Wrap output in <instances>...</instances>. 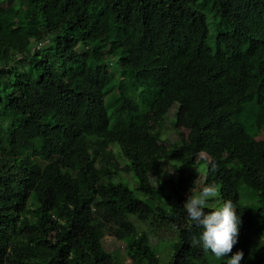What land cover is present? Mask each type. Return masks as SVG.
<instances>
[{
	"label": "trees",
	"instance_id": "1",
	"mask_svg": "<svg viewBox=\"0 0 264 264\" xmlns=\"http://www.w3.org/2000/svg\"><path fill=\"white\" fill-rule=\"evenodd\" d=\"M2 2L0 264H158L130 217L174 228L165 264H209L181 195L194 187L200 154L208 160L196 191L215 184L219 203L209 208L231 199L241 216L230 254L264 264L250 249L264 232V139L243 126L264 124V0ZM172 107L187 133L163 146ZM109 144L134 188L112 181ZM164 162L180 167L168 171L170 195L149 182ZM233 178L257 185L247 201ZM106 227L128 263L103 249Z\"/></svg>",
	"mask_w": 264,
	"mask_h": 264
},
{
	"label": "rangeland",
	"instance_id": "2",
	"mask_svg": "<svg viewBox=\"0 0 264 264\" xmlns=\"http://www.w3.org/2000/svg\"><path fill=\"white\" fill-rule=\"evenodd\" d=\"M0 1H3L2 2L3 5H12L16 8L21 6L20 0H11V2H6V0H0ZM12 1H14V4H12ZM9 18H10V23L12 24L17 23L16 19L11 17ZM208 20L211 21L210 18ZM208 41L210 43L212 42L211 35L209 36ZM130 96L132 98L136 97V95L133 93L130 94ZM111 111H112V107H108V112L111 113ZM126 115L128 116V114ZM115 120H116L115 117H111V123H113ZM145 121L147 123H150L151 116L149 114L146 116ZM243 126L246 129V131L249 132V134L252 135L255 139L257 140L264 139V124L261 121V119L257 117H250L243 122ZM159 131H160L159 144L163 146L169 145L171 143L179 142L180 138L186 135L187 128L182 125L176 107H172L169 110V112L166 114V116L163 118V120L161 121V127L159 128ZM107 149L110 154L111 162L114 161L118 166L115 171L111 166L108 169L106 166V170L111 175L112 181L119 180L125 183L129 188H134L136 185V178L132 172L126 171L123 168L124 161L119 154L118 146L116 144H109L106 150ZM207 160L208 157H206L204 154H200L199 157L197 158L195 169L198 174H197V178L194 181V185H193L194 187L191 189L196 190V188L201 184V181L203 179V173L205 171V163L207 162ZM173 166L174 165L169 162H164L158 172L149 174V182L151 183V185L156 187L158 185H162L165 189L164 194L170 195L172 193L170 187V181L171 182L175 181L174 177L172 178L167 175L169 174L168 171L170 169H176V168L180 170V167L175 166L173 168ZM230 168L233 172H235V170L237 169V164L233 163L230 166ZM113 171L115 172L116 175L112 173ZM180 172L184 173L182 169ZM231 184L233 187L238 189L240 201H247L248 197L251 195L252 192L251 190L257 189V185H255L248 178H242V179L233 178L231 179ZM190 190L185 192L187 196L190 195ZM218 203H219L218 199L214 201H210L209 207H214ZM248 203L250 202L248 201ZM130 219L134 222L135 225H137L138 228L143 229L146 232L148 245L150 249L153 251V253L156 255L158 264H165L169 258V254L173 250V245L176 242L174 228L160 222L159 223L153 222L152 224L149 223L146 224V223L137 222L133 217H130ZM101 244L105 251L117 253L119 259L123 263L129 262V258L127 256V249H125L124 242L114 238L110 230L107 229V227L105 228L104 235L101 238ZM250 249L253 252L256 251L257 255L264 254V232H260L259 234H255L252 236ZM204 254L209 264H216L215 262L219 264H226L227 257L224 259H216L210 252L209 253L204 252ZM229 256H231V254H229Z\"/></svg>",
	"mask_w": 264,
	"mask_h": 264
},
{
	"label": "clouds",
	"instance_id": "3",
	"mask_svg": "<svg viewBox=\"0 0 264 264\" xmlns=\"http://www.w3.org/2000/svg\"><path fill=\"white\" fill-rule=\"evenodd\" d=\"M218 199V189L215 184H207L199 189L190 190L184 209L186 219L196 227L201 228L199 241L205 253H211L216 259H226V264H241L244 258L242 250L232 253L238 242L241 216L237 214L236 204L231 200H224L219 207L209 208L210 201ZM205 209H210L205 213Z\"/></svg>",
	"mask_w": 264,
	"mask_h": 264
},
{
	"label": "built area",
	"instance_id": "4",
	"mask_svg": "<svg viewBox=\"0 0 264 264\" xmlns=\"http://www.w3.org/2000/svg\"><path fill=\"white\" fill-rule=\"evenodd\" d=\"M41 45H42V42H41V43L39 42L35 47H36V48H39ZM169 173H170L171 175H173L174 178H175V172H174V171H170ZM181 195H183V196H182L183 198H185V197L187 196V195L185 194L184 191L181 192ZM184 200H185V199H184ZM184 200H183V203H185Z\"/></svg>",
	"mask_w": 264,
	"mask_h": 264
}]
</instances>
